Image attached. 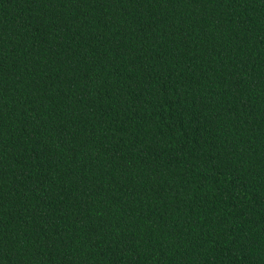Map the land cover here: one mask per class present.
I'll list each match as a JSON object with an SVG mask.
<instances>
[{
    "label": "trees",
    "instance_id": "trees-1",
    "mask_svg": "<svg viewBox=\"0 0 264 264\" xmlns=\"http://www.w3.org/2000/svg\"><path fill=\"white\" fill-rule=\"evenodd\" d=\"M0 264H264V0H0Z\"/></svg>",
    "mask_w": 264,
    "mask_h": 264
}]
</instances>
